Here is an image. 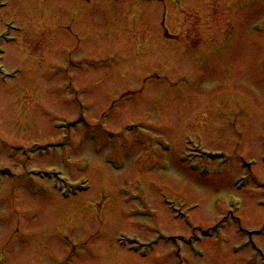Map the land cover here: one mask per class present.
Here are the masks:
<instances>
[{
    "label": "rangeland",
    "instance_id": "1",
    "mask_svg": "<svg viewBox=\"0 0 264 264\" xmlns=\"http://www.w3.org/2000/svg\"><path fill=\"white\" fill-rule=\"evenodd\" d=\"M229 1L0 0V264H264V0L200 65Z\"/></svg>",
    "mask_w": 264,
    "mask_h": 264
},
{
    "label": "flooded vegetation",
    "instance_id": "2",
    "mask_svg": "<svg viewBox=\"0 0 264 264\" xmlns=\"http://www.w3.org/2000/svg\"><path fill=\"white\" fill-rule=\"evenodd\" d=\"M192 1L193 0H187V2H192ZM223 1L230 3L229 0H223ZM234 1L235 2H233L231 5L228 4L226 6L227 10L219 11L217 13L218 15H223L224 16L223 17V21L220 22V25H223L224 29L219 28L220 29L219 30L218 28L212 27L208 31L207 37L203 38L204 42L200 41V43H199L200 44L199 48L201 50L200 54L212 55V54H215V53L219 52L222 49L225 50L228 47L230 48V46L233 44L234 39H235L234 38V32H233V29H234V14H236V8L238 6H243L242 3L244 2V0H234ZM165 35H166V38L170 37V39H173V36L171 34H169L168 32H166ZM4 41H6L5 37L0 35V45ZM193 41L194 40H192L190 42V44H192ZM195 45H196V43H195ZM220 47H223V48H220ZM191 50L194 51V48H191ZM2 52H3V50H0V53H2ZM0 57H1V54H0ZM1 73L2 72H1V68H0V74ZM206 102H207V104L214 105L216 107V109H218V111L222 110V106L225 104V102H221L220 99L214 97V95H212L211 97H207L206 98ZM216 109L212 113H210L211 117H213L214 115L218 114V112H216L217 111ZM201 119H202V116H201ZM200 123H202V122L200 121Z\"/></svg>",
    "mask_w": 264,
    "mask_h": 264
},
{
    "label": "bare ground",
    "instance_id": "3",
    "mask_svg": "<svg viewBox=\"0 0 264 264\" xmlns=\"http://www.w3.org/2000/svg\"><path fill=\"white\" fill-rule=\"evenodd\" d=\"M203 81H204V80H203ZM203 81H202V83H203ZM202 83H201V84H202ZM201 84H200V85H201ZM173 105H174V104H173ZM170 106H172V105H170Z\"/></svg>",
    "mask_w": 264,
    "mask_h": 264
}]
</instances>
